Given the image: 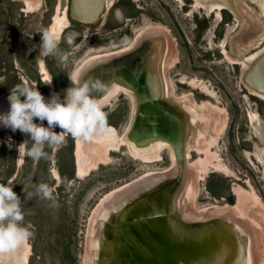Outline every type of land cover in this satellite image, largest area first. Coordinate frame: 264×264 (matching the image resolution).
Segmentation results:
<instances>
[{
	"label": "rangeland",
	"instance_id": "rangeland-1",
	"mask_svg": "<svg viewBox=\"0 0 264 264\" xmlns=\"http://www.w3.org/2000/svg\"><path fill=\"white\" fill-rule=\"evenodd\" d=\"M29 1L31 4L26 0H0L1 81L4 78L0 94L8 98L10 89L27 84L38 87L46 98H51L54 93L63 97L64 90L73 86L69 75L75 73L85 59L94 54L130 47L137 36L151 26L163 39H141L140 36L134 47L127 49L128 60L115 66L113 72L107 71V81L119 78L120 81H113L112 85H124L138 92L141 98H149L155 97L154 94L163 85V91H168L165 82L168 79L174 93L164 101L169 115L158 128L174 138L173 125H182L181 138H195L192 140L195 146L189 149L187 146L177 163L168 147L163 148L160 159L147 162L135 158L128 152L127 146H123L120 150L110 151V161L78 176L76 139L72 144L67 136L64 143L45 148L46 157L34 160L25 156L21 161L18 145L30 139V135L20 130L0 129V182L13 180V190L22 201L23 223L33 233L25 241V246L15 249L14 258L0 257V264L6 261L5 264H22L26 251H29V264H90L92 238L97 231L94 223L99 218L97 206L99 208L106 199L104 197L119 190V187L146 175L159 176L161 180L156 184H164L160 186L163 189L157 202L162 208L160 214L170 211L167 215L172 218L174 212L181 209L185 217L194 219L195 223H190L180 217L172 218L175 227L195 238L196 246L209 255L207 264L213 261L216 264H232L238 259L245 261L244 258L249 261L248 254L254 259L253 255L258 251L261 252L260 258L258 256L251 261L257 259L255 264H264V240L255 241L260 250L252 248L254 224L258 233L262 231V225L255 223L250 213L254 209L264 213V99L250 94L242 81L243 59L264 47V0ZM134 4L137 10L132 8ZM66 5L70 6V22L61 34L59 52L43 56L40 54L42 33L39 32L51 28ZM247 16L253 17L257 27L247 28ZM68 33L78 34L72 46L64 42ZM161 40L166 42L164 46H169V50H164ZM165 51L170 56L166 66L167 79L163 74L162 83L157 67H161L162 71L166 62ZM65 52L69 53V58L61 61L60 55ZM41 60L50 70L51 80H44L41 76ZM162 94L159 95L161 98ZM173 97L183 98L181 109L176 106ZM189 97L194 104L188 102ZM103 110L107 125H113L121 134L128 129L133 116L129 94L120 91L103 105ZM36 122L39 123L38 118ZM44 124L46 126L47 121ZM55 131L60 132L61 129L57 127ZM102 137L113 140L110 135H102L92 142L100 143ZM176 173L182 175L169 179L176 180L177 188L181 190L178 195H175L174 187L164 183ZM38 183L49 184L53 189L54 202L37 193ZM190 187L192 192L196 190L192 199ZM239 192L244 195L241 202ZM231 196L234 202L229 199ZM217 207L220 209L216 210ZM237 208L249 213L245 210L241 213ZM201 210L204 216L203 212L199 214ZM225 211L230 216L227 212L225 216ZM236 215L239 216L237 219ZM199 218L203 221L213 218L217 223L201 224L196 222L200 221ZM250 246L255 252L253 255ZM0 254L3 255V252Z\"/></svg>",
	"mask_w": 264,
	"mask_h": 264
},
{
	"label": "bare ground",
	"instance_id": "bare-ground-1",
	"mask_svg": "<svg viewBox=\"0 0 264 264\" xmlns=\"http://www.w3.org/2000/svg\"><path fill=\"white\" fill-rule=\"evenodd\" d=\"M26 2L28 4H31V2L29 0H26ZM247 17H248L247 18V28H253L254 25L256 24L255 20L253 19V17H250V16H247ZM68 22H69V19L67 18V10L65 7L63 12L60 15L58 14L56 16L51 28H55L61 35L63 33L64 29L67 28ZM155 31L156 30L154 29V27H151V26L147 27L141 32L139 37L137 36V38L135 39L136 41L134 40V42H133L134 44L131 45L130 47H125L124 49H121L117 52L110 51V52L98 53V54L91 55L87 59H85L81 63V65L76 69L75 73H79L81 75L82 79L99 78L103 82L108 83L107 85L109 87V92L106 96L103 97V105L108 103L111 100V98H113L118 93H120V91H124L125 93L129 94L131 99H132V103H133L132 120L130 122L128 129L123 134L119 133L118 129L115 128L113 125H107L109 130H108L106 135H110L111 137H113V140H108V139H105L104 137H102L99 140L100 143L95 144L92 141H85L83 139H76L77 140L76 141L77 147L75 150V156H76V162H77V175L78 176H83L84 174L88 173L91 169L98 167L97 166L98 164L108 161L111 158V152L110 151L120 150L121 147H123V146H127L128 152L131 153L132 156H134L135 158H139L143 161H147V162H150L153 160L155 161L156 159H160L162 157L161 152H162L163 148L168 147L169 149H171L170 153H173L172 155L175 156L176 163L180 162V160L183 156V153H185L184 150L187 146H188V149H189V147L193 148V146H195V144L192 141L195 138L191 139V137H188L187 139L185 138L186 141H185V139L183 140L181 138L180 133L182 130L181 129L182 125H178L177 123H176V125H173L174 126V132H173L174 138L169 133H168V135L165 134L161 127L158 128V126H162L165 123V121L167 120L168 115H169L167 108H166L167 103H165L164 101H165L166 97L169 98V95L174 93L173 87L170 86V84H169L170 81H168L167 75H166V66L168 65V62H169L168 59H169L170 54H168V52H166L167 50H169V46L167 48H165L164 45L166 44V42L164 40H161V43L163 44L164 50L166 49V51H165L166 62L163 64L162 71H161V67L158 68L156 65L158 59L155 62V66L159 70L162 83H163V79H162L163 74H164V79H167L165 82H167V85L169 88L168 91H163L164 90V85H163V86H161V89L159 87V90L154 94L155 97L141 98L139 96L138 92H136V91L133 92L131 89L127 88L124 85H120V84L112 85L113 81L119 82L120 81V80H118L119 78L116 79L114 77V78H111L109 80L110 82L107 81V78H106V76L108 75L107 71L110 70L113 72L114 67L119 65L122 61H124L123 60L124 58L121 59L122 58V56H121V58H119L118 61L111 63V64L105 63L104 61H106V59H108L109 57H111L115 53H123L122 50H127V49H131L132 47H134V45L140 39V36H141V39H145L148 37L149 38L153 37V39H155V40L163 39V37L161 35L156 34L157 32H155ZM163 47H162V49H163ZM263 51H264V47L262 49L257 50L256 52L250 54L249 56H246L243 59V67H244L243 74L245 71H247L245 76H248V79L250 77H253L256 79L254 81V83L252 81H250V83L253 84V85L250 84V86L254 87L255 89H252L251 87L247 86L248 84L246 86L248 87L249 91L251 92L250 94L256 95L262 99H264V93L260 92L259 89L264 88V56H263L264 52ZM173 52H171V54ZM257 59H258L257 65L252 68L253 62L256 61ZM39 66H40V73H41V76L43 77V79L44 80H51V74L48 71L44 60L40 61ZM165 86H166V83H165ZM131 88L134 89L133 86H131ZM162 92H163V94H162L163 98H161L159 96ZM98 95H99V93H98ZM156 95H158V96H156ZM173 98L177 103L176 106L179 109H181V107H182L181 101L183 100V98L182 97H178V98L173 97ZM187 100L190 104H194L192 98L189 97ZM9 108H10V103L8 101V98L4 97V98L0 99V113L7 112L9 110ZM215 108H218V107H215ZM192 110H194V109H192ZM191 114H192V112H191ZM205 126H208V125H205ZM0 129H6V128L3 126H0ZM166 129H168V128L166 127ZM147 131L148 132L151 131V133L148 134ZM193 131L195 132V130H193ZM179 135H180V137H179ZM213 140H217V139L214 138ZM202 145L203 144H201V146ZM209 145H210V143H209ZM201 146H200V149L205 147V146H202V148H201ZM198 147H197V149H198ZM204 149L206 150V147ZM208 152L210 153V151H208ZM208 152H205V153L208 154ZM186 155H188V154H186ZM184 156H185V154H184ZM187 157L188 156H186V158ZM23 159L24 158H20L21 161ZM172 160H173V158H172ZM175 161L173 160V163H175ZM186 164H187V162H186ZM195 164H196V162H195ZM197 165H198V163H197ZM197 165H194V166L196 167ZM200 166L202 167V165H200ZM191 167H193V166H191ZM195 167H193V168H195ZM172 168H174V165ZM197 168H198V166H197ZM219 169L217 168V170H219ZM221 169H223V168H221ZM171 170L172 169H170V172H171ZM174 170H176V169H174ZM54 171H56V170H54ZM166 172H168V171L166 170ZM161 173H163V171H161ZM171 173H173V172H171ZM189 175H190V173H189ZM138 179L131 184L129 183L125 187H122V188L119 187L120 188L119 190L116 188L117 190L114 191L111 195H109L108 197H104L106 199L103 200V198H102L103 201L100 204V207L97 209L98 213H99L98 214L99 218L96 221L97 223H94L95 227L97 228L98 222H100V221L104 222L105 221L106 224L111 223L112 225L113 224L114 225H120V228L117 232H114L112 234H102L101 237L98 238V240H96V243L99 245V249H100V252H99L100 254L97 256L96 262L98 264H112L114 262V260H116L115 264H207L206 258L209 255L207 253H205V251L201 250L199 247L196 246L197 241L195 238H192V236H190V235L184 234L183 232L178 230V228L175 227V224H174L175 221H173L172 218L167 215L169 213L160 214V215H158V218L154 217V216L150 217V216L145 214V213H147L144 210L145 205H146V199L143 198L142 196L149 190L150 187L156 185V183L159 180H161L159 178V176L146 175L142 179L141 178L139 180ZM195 181H196V179H195ZM189 189H190V193H191L190 196L192 199V196L195 194L196 190L194 192H192L191 187ZM161 193H162V191H161ZM243 193H245V191ZM238 195H239V201L241 202L244 195H242L241 192H239ZM249 195H250V193H249ZM245 196H246V200H248L249 199L248 196L247 195H245ZM162 197H164V196H162ZM252 201H253V198H252ZM189 202H191V201H189ZM246 202H248V201H246ZM254 203H256L255 206H257V202L255 201ZM246 205H248V204H246ZM233 206H235V205H233ZM243 207H244V203H243ZM259 207H261V206H259ZM211 208L213 209V206H211ZM231 208H234V207L231 206ZM239 208H237V209L240 210L241 208L240 209ZM205 209H204V212H206ZM218 209H220V208L217 207L216 210H218ZM221 209H224V208H221ZM261 209H262V207H261ZM230 211H232V209ZM243 211H241V213ZM252 211L250 213L252 215L253 221L255 223L262 225V227H261L262 231L259 230L262 233H260V232L258 233L257 229L255 228V224H254L255 240H254V244L252 243V248H253V250L258 251L260 249H259V247H256L255 241L258 242L260 239H262V241L264 240V215H263L264 213H263V210L261 211L262 214L257 209H254L253 213H252ZM198 212L199 211H197V213ZM200 212L201 213H199V214H202L203 211L201 210ZM204 212H203V216H204ZM226 212L228 213V211H225V213H223V214L224 215L227 214ZM245 212H246V210H245ZM245 212H243V213H245ZM192 214H194V213L192 212ZM220 214H222V213H220ZM228 215H229V213H228ZM184 216H185V214H184ZM220 216H222V215H220ZM225 216H227V215H225ZM239 216H241V215L239 214ZM239 216L236 215V219ZM202 217L200 216V218H202ZM231 217H233V216H231ZM249 217H251V216H249ZM197 219H198V216H197ZM247 219H248V217H247ZM93 220H94V218H93ZM124 222H127V224H124ZM96 228H94L95 231H96ZM225 232H227V231L225 230ZM226 237H228V236H226ZM231 239H232V237H231ZM24 243L22 244L23 246H25ZM230 245H232V244H230ZM250 245H251V243H250ZM250 248H251V246H250ZM252 248H251V253L253 255V254H255V252L252 250ZM14 251L3 253V255L0 254V257H3L4 259L8 258V260L10 258H14ZM200 252H202V253H200ZM258 252L261 253L260 251H258ZM259 253L255 254L253 256H255V258H258V256L260 255ZM28 254H29V251H26V253L23 257V260H21V261H23V263L21 262L22 264H29V262H28V256L29 255ZM212 256H213V260H214L215 256L214 255H212ZM248 256H249V261L247 260V258L246 259L244 258L245 261H242V262L238 259L237 263L235 261H233L232 264H255L254 262L257 261V259L255 261H251L253 259L252 256H250V254H248ZM260 256H259V258H260ZM11 262H13V261H11ZM211 264H216V261H213V263H211ZM256 264H257V262H256Z\"/></svg>",
	"mask_w": 264,
	"mask_h": 264
},
{
	"label": "clouds",
	"instance_id": "clouds-1",
	"mask_svg": "<svg viewBox=\"0 0 264 264\" xmlns=\"http://www.w3.org/2000/svg\"><path fill=\"white\" fill-rule=\"evenodd\" d=\"M39 33H42L40 54H57L60 33L55 28H45ZM77 37V33H68L64 42L72 46ZM68 58L67 52L60 55L61 61ZM69 78L73 86L64 90L63 97L54 93L51 98H46L38 87L27 84L10 89V108L0 113V126L30 135V139L18 145L19 158L27 156L39 160L46 157L45 148L64 143L69 135L74 139L92 141L107 134L109 129L103 110V97L109 92L107 84L99 78L82 79L79 73H73ZM44 121H47L46 126ZM57 127L60 132L55 131ZM36 191L43 198L53 200V189L49 184L38 183ZM23 221L22 201L13 190V180L0 182V252L14 251L33 235Z\"/></svg>",
	"mask_w": 264,
	"mask_h": 264
},
{
	"label": "water",
	"instance_id": "water-1",
	"mask_svg": "<svg viewBox=\"0 0 264 264\" xmlns=\"http://www.w3.org/2000/svg\"><path fill=\"white\" fill-rule=\"evenodd\" d=\"M264 52V51H263ZM127 53V54H126ZM125 54V55H124ZM262 54V53H261ZM113 56V57H112ZM111 57H109L108 59H106V61H104L105 63H108V64H111V63H114L116 61H118L119 58H122L123 60L127 59L128 60V56L129 55V52L126 51H123V53H115L114 55H112ZM263 56H264V53H263ZM112 59V60H111ZM257 62H258V59L256 61L253 62V65H252V68L255 67L257 65ZM247 71L244 72V74H242V81H243V84L246 86H249L251 87L252 89H255L254 87L250 86L253 85L252 83H250V81H252L254 83V81L256 80L255 78L253 77H250L248 79V76H245ZM255 76V75H254ZM256 77V76H255ZM82 78V77H81ZM246 86V87H247ZM248 88V87H247ZM258 90V89H257ZM260 92H263L264 93V88H260L259 89ZM76 141V140H75ZM77 175V174H76ZM182 174L181 173H176L174 174L173 176L171 175L170 177H168L164 183H166L165 185H169V186H172L174 187V192H175V195H178L179 192H181V190H178V186H177V182L176 180H172V179H169L171 177H174V176H181ZM168 183V184H167ZM160 186H164L163 182L162 183H158L152 187L149 188V190L142 196L143 198L146 199V205H145V211L147 213H145L146 215L148 216H154V217H157L158 218V215L160 214V212L162 211L159 207V204L157 202L158 200V195L160 194V190H162L163 188H160ZM177 198V197H176ZM178 199H179V196H178ZM177 199V201H179ZM98 209V206L96 208V210ZM95 210V211H96ZM170 212V211H168ZM167 212V213H168ZM171 215H173L172 213H170ZM173 216H176V217H180L182 218L184 221H187V222H190V223H195L194 222V219H189L187 217H185L181 211V209H179L178 211L174 212V215ZM172 218H175L173 217ZM200 221H197L199 223H206L208 225H214L217 223V221L213 218L209 219V220H206V221H203L204 219H199ZM124 224H127V222H124ZM123 224V225H124ZM120 228V225H112L111 223L109 224H106L105 221L104 222H98V226H97V231L94 232V235L95 237L92 238V244H91V254H89V263L90 264H98L96 262V259H97V256L100 254V249H99V245L96 243V240H98V238L101 237L102 234H112L114 232H117ZM93 235V236H94ZM116 263V260H114V262L112 264H115Z\"/></svg>",
	"mask_w": 264,
	"mask_h": 264
},
{
	"label": "flooded vegetation",
	"instance_id": "flooded-vegetation-1",
	"mask_svg": "<svg viewBox=\"0 0 264 264\" xmlns=\"http://www.w3.org/2000/svg\"><path fill=\"white\" fill-rule=\"evenodd\" d=\"M114 4V2H112V4H111V6ZM133 7L132 8H134V9H136L137 10V8L135 7V4L134 5H132ZM66 10H67V18L69 19V22H70V18H69V13H70V6L69 5H66ZM70 24V23H69ZM69 27V26H68ZM67 27V28H68ZM49 72H50V70H49ZM50 74H51V72H50ZM52 76V75H51ZM2 79L0 78V82H2V83H0V84H3L4 83V78H3V81H1ZM2 98H4V96H3V94H0V99H2Z\"/></svg>",
	"mask_w": 264,
	"mask_h": 264
},
{
	"label": "trees",
	"instance_id": "trees-1",
	"mask_svg": "<svg viewBox=\"0 0 264 264\" xmlns=\"http://www.w3.org/2000/svg\"><path fill=\"white\" fill-rule=\"evenodd\" d=\"M69 137V139H70V141L72 142V144H74L75 143V139L73 138V137H71L70 135L68 136ZM72 178V177H71ZM229 199L232 201V202H234V198L231 196V197H229Z\"/></svg>",
	"mask_w": 264,
	"mask_h": 264
}]
</instances>
